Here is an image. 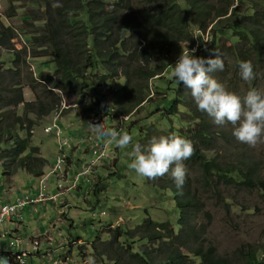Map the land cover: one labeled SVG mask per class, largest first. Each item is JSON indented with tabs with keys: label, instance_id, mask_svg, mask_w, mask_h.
<instances>
[{
	"label": "trees",
	"instance_id": "1",
	"mask_svg": "<svg viewBox=\"0 0 264 264\" xmlns=\"http://www.w3.org/2000/svg\"><path fill=\"white\" fill-rule=\"evenodd\" d=\"M249 1L246 10L242 6L246 0H145L141 10L134 8L133 0L47 1L42 15L36 10L28 15L38 29L29 32L31 42L21 49L14 42L19 29L9 21L15 20L17 13L9 5L0 13V165L4 176H12L18 170L36 177L47 173L46 158L38 146L32 145V129L38 121L31 115L41 119L59 110L63 95H85L95 81L101 87L114 83L107 92L114 117L131 119L145 104L158 101L161 92L154 81L167 79L164 107L158 110L170 135L192 141L194 154L184 164L196 170L199 178H191L187 171L182 194L176 188L171 168L164 176L149 179L159 192H171L179 213L177 228L169 221H154L146 212L137 227L130 229L121 222L109 229L108 240L98 236V242L90 244L92 257L105 260L104 264H264V245H243L231 256H221L206 237L211 216L205 212L194 183L202 182L221 200V186L264 191V180L251 166L245 169L216 157L217 142L224 140L226 134L216 130L207 113L191 109L195 129L189 132L174 126L184 123L181 114L193 98L171 72L167 74L178 59L171 64L163 62L174 48L188 52L198 45L195 55L205 57L218 46L219 39L229 35L237 39V63L250 61L253 70L259 64L264 67V0ZM38 22H42L40 26ZM208 31L211 45L204 48L203 35ZM5 54H10L11 60H6ZM27 57H51L55 64L53 73L29 70ZM122 78L124 82L117 89ZM26 87L33 92L34 100H26ZM89 97L93 98V94ZM21 105L23 114L18 112ZM135 127L126 130L130 133ZM155 129L140 131V145L147 147L145 142L150 141ZM240 157L242 162L257 165L248 153L242 152ZM95 188L98 195L101 190ZM225 205H230L228 200ZM202 215L207 224L198 223ZM79 252L83 256L82 250ZM30 255L33 253L24 257L23 264H27L25 259ZM11 264L19 263L11 260Z\"/></svg>",
	"mask_w": 264,
	"mask_h": 264
},
{
	"label": "rangeland",
	"instance_id": "2",
	"mask_svg": "<svg viewBox=\"0 0 264 264\" xmlns=\"http://www.w3.org/2000/svg\"><path fill=\"white\" fill-rule=\"evenodd\" d=\"M47 1L52 0H7V6L0 8V13H3L9 5L12 4L15 7L17 18L9 21L19 29V36L14 39L18 49L30 44L29 32L35 28L38 29V26L32 25L34 19H29L28 15L34 10L42 15ZM248 2L250 1L246 0L244 5L237 2V5H242L243 9L246 10L250 5ZM133 5L136 10H141L146 3L145 0H133ZM26 19L29 20L26 21ZM41 23L38 22L37 25L40 26ZM27 26L28 28L24 29ZM204 37L205 41L203 39V42L206 44L208 33ZM236 44L237 39L227 35L219 39L218 46L206 54L205 58H208L211 52H218L225 63L224 70L212 73V77L223 84L226 90L241 98L253 89L264 93L263 65L259 64L254 70V79L244 81L240 76L234 55ZM182 52H185L184 49L174 48L170 56L165 57L163 62L165 64L173 63ZM11 58L10 54H5L6 60H11ZM27 58L30 59V57ZM54 67L55 64L51 57H39L30 59L28 69L33 72L44 69L53 73ZM172 71L170 69L167 74L172 73ZM97 82L91 84L85 95H63L62 106L66 107L56 120L61 129L60 135H57L56 129L50 132L45 131L47 126L54 123V118L60 109L41 119L31 115L38 121L32 129V145L38 146L40 153L46 158V172H50L58 157L65 155L63 168L66 167V156L72 158L74 165L69 169V182L78 177L79 190L65 193L58 199L49 200L45 204H28L25 207L22 227L16 236L29 241L36 234L41 239V245L38 249L34 250L30 246L33 255L26 257L27 264H86L88 257H92L90 244L98 236L103 241L108 240L109 229H113L116 224L121 222L133 229L142 223L147 216L146 212L154 221H169L177 228L179 213L171 192H159L149 183V178L138 175L135 170L129 167L133 159L131 153L134 146L138 144L141 132H146V128H156L150 135V140L154 136H171L160 116L161 112L158 110L160 107H164L163 98L168 93V80L154 81V85L161 92L157 97L158 101H156L159 103L145 104L134 114L133 118L130 119V116H127L122 122L119 121L121 117H114L107 98L109 87L114 83L104 84L101 87ZM123 82V78L117 82V89L121 87ZM25 91L26 100L35 99L29 87H26ZM155 91L152 90L153 93ZM91 94H93V98L90 99ZM192 101L189 99L185 104V112L181 114V120L184 123L174 125L182 132L195 129V121L190 111L194 107L197 108V105L194 99ZM101 105L104 107L102 108ZM18 112L23 114L22 105L18 107ZM104 113H107V116H103ZM133 121L137 123L131 124ZM211 121L214 124L213 119ZM93 124H99L105 128H116L117 130L122 127L128 133L129 130L126 129L135 125L136 127L129 133L133 139L126 148H119L115 144H111L108 147V155L111 158L104 159L85 175L86 167L97 156L95 151H98V145L106 144L104 140L98 139L91 131ZM214 126L217 127L216 130L224 131L226 134L224 140L219 139L217 142L216 152L218 154L216 157L227 162L233 161L245 169L251 166L257 175L264 180V136L261 137L260 143L252 147L235 138L231 124L226 123L224 126L214 124ZM140 127H142L141 130ZM60 140L66 141V144H61ZM145 143L148 145L149 141ZM242 152L250 154L257 165H250V161L242 162L240 157ZM112 158H115L116 161L113 162ZM186 168L190 172L191 178L198 177L196 170H191L188 166ZM57 181V175L49 176L45 182V194L47 196L58 191ZM39 182V177L24 170H18L14 175L6 177L0 165V203L13 201L16 197H22L24 194L36 197L39 192ZM96 186L101 190L98 195L94 193L97 190ZM65 187H67L66 183ZM193 187L199 190V195L205 205V212L211 216L206 237L217 248L219 255L231 256L243 245L256 247L264 245L263 190L221 186L218 193L221 195V200H219L213 191L203 187L202 182L194 183ZM227 200L230 203L229 206L225 205ZM66 204L69 206L62 208ZM104 212L105 214H103ZM198 223L207 224L208 221L202 215L199 216ZM16 236L15 238H17ZM12 241L11 238L0 241L4 252ZM72 241L76 242L72 243V247H70ZM17 249H23L22 243L14 246V253ZM79 250H82L83 256ZM94 259L95 264L105 263L103 259L101 261ZM106 262L111 264V262Z\"/></svg>",
	"mask_w": 264,
	"mask_h": 264
},
{
	"label": "clouds",
	"instance_id": "3",
	"mask_svg": "<svg viewBox=\"0 0 264 264\" xmlns=\"http://www.w3.org/2000/svg\"><path fill=\"white\" fill-rule=\"evenodd\" d=\"M199 45L197 46V48ZM197 48L182 52L173 66L172 75L180 84L190 90L198 110L213 119L214 124L233 126L235 138L249 146H256L264 136V93L257 89L249 90L240 96L226 90L223 84L212 77V73L223 71L224 60L218 52H211L208 58L196 56ZM239 73L244 81L255 78L250 61L238 63ZM103 108L104 106L101 105ZM126 119L122 116L119 121ZM91 131L108 144L126 148L133 137L121 127L105 128L93 124ZM195 148L191 140L178 135L152 137L147 147L134 146L129 167L143 177L155 180L164 176L171 168V176L176 188L182 194L186 181L187 168L184 161L190 159ZM86 264H95L94 257H88Z\"/></svg>",
	"mask_w": 264,
	"mask_h": 264
},
{
	"label": "built area",
	"instance_id": "4",
	"mask_svg": "<svg viewBox=\"0 0 264 264\" xmlns=\"http://www.w3.org/2000/svg\"><path fill=\"white\" fill-rule=\"evenodd\" d=\"M210 30V29H209ZM208 33V39L204 43V48L210 47L211 37ZM203 39L205 41V37L203 35ZM197 48V47H195ZM66 107V106H64ZM64 107L62 106L57 113L56 117L54 118V123L50 126H47L45 128L46 132L53 131V129H56L57 135L61 134V129L58 127L56 120L57 117L60 116L61 112L63 111ZM61 144H66V141H61ZM96 158H94L91 163L86 167L84 174L86 175L94 166H97L102 160L107 158L108 156V143L106 144H99L98 145V151H95ZM64 157H58L57 162L55 163L54 167L50 170V172L46 173L45 175L39 177V192L36 197H30L27 194H24L22 197H16L13 201H8L6 203H0V241L3 239L11 238L13 239L12 243L7 246L6 252L3 251L1 245H0V264H11V260H14L15 262H18L19 264L24 263V257L32 254L33 250L30 248L32 246L34 250L38 249L41 245V239L39 236L31 237L29 241H26L22 239L19 236H13L12 232L8 229L7 224L8 223H19L23 220V211L25 207L28 204H38L43 203L45 204L49 200H56L60 195L62 196L63 193L69 192L70 190L76 189L78 186V177L75 178L73 181V184H71L69 187H65V183L67 185L68 183V173L66 171V168H63L64 163ZM50 175H57L58 181H57V189L58 192L47 196L45 194V182L48 180ZM22 243V250L17 249L14 253V246L19 245ZM4 259H7L6 261Z\"/></svg>",
	"mask_w": 264,
	"mask_h": 264
},
{
	"label": "crops",
	"instance_id": "5",
	"mask_svg": "<svg viewBox=\"0 0 264 264\" xmlns=\"http://www.w3.org/2000/svg\"><path fill=\"white\" fill-rule=\"evenodd\" d=\"M88 152H90V151H88ZM72 165H74V161H73V159L72 158H70V157H68V156H66V170H67V173H69V169H70V167L72 166ZM76 178V177H75ZM75 178H74V180H75ZM74 180H70V182H69V175H68V183H67V186H70L72 183H73V181ZM80 187V186H79ZM58 190V189H57ZM75 190H79V188L78 189H73V190H70L69 192H73V191H75ZM59 191V190H58ZM57 191V192H58ZM56 193V192H55ZM66 193H68V192H66ZM65 193H63V195H64ZM59 197H61V195L59 196ZM58 197V198H59ZM57 198V199H58ZM67 206H69V205H65V206H63L62 208H65V207H67ZM22 223H23V220L21 221V222H19V223H14V222H12V223H8L7 224V227H8V229L12 232V234H13V236H16V235H18L17 233H18V231L21 229V227H22Z\"/></svg>",
	"mask_w": 264,
	"mask_h": 264
},
{
	"label": "water",
	"instance_id": "6",
	"mask_svg": "<svg viewBox=\"0 0 264 264\" xmlns=\"http://www.w3.org/2000/svg\"><path fill=\"white\" fill-rule=\"evenodd\" d=\"M7 6V0H0V8H5Z\"/></svg>",
	"mask_w": 264,
	"mask_h": 264
}]
</instances>
